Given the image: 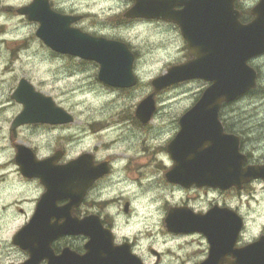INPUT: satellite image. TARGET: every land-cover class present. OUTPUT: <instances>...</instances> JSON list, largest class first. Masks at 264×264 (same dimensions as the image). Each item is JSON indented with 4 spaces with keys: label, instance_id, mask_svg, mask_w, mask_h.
<instances>
[{
    "label": "clouds",
    "instance_id": "1",
    "mask_svg": "<svg viewBox=\"0 0 264 264\" xmlns=\"http://www.w3.org/2000/svg\"><path fill=\"white\" fill-rule=\"evenodd\" d=\"M41 2L47 6L50 12H54L61 18L67 15L81 17L78 28L82 29V31L73 30V22L71 20L67 24L68 31L75 32L92 41L108 44L107 40L92 38L89 34L99 32L103 36L108 34L110 30L104 28L101 31L89 25L90 21L96 17L101 19L110 17L112 13L105 10L110 8L111 5L99 3L98 0H41ZM262 2L264 0H228L231 11L235 15L236 23L240 27H248L257 20L254 10ZM26 3L29 5L28 7L24 6V0H5L4 3L0 4V67L12 59V53L15 51L14 63L19 69L20 75L28 79H32L35 76L48 82L49 87L63 88L64 92L68 94L67 98L71 104V107L68 104H65L64 107L74 114L78 121L91 124L94 121H106L109 116L116 119L117 117L113 115L114 113H119L123 116L122 108L127 107V104L123 100L117 99L118 88L107 93L103 89L90 84L89 81H81L77 76H71L70 79L66 78L64 68L61 66L63 64L62 61L57 60L55 63L41 62L40 58L34 54L40 45V41L32 39V37L40 21L31 19L27 10L36 4L37 0H26ZM136 3L137 0H122L117 10H127L128 13L135 7ZM21 7H24L23 13L18 14L14 11ZM172 10L177 13L181 12L183 11V5H176ZM242 13H247L246 23L244 24L240 21ZM129 18L149 19L144 17ZM171 23L181 30L176 23ZM146 27L151 28L152 25L142 24L135 30L142 31ZM173 35L177 38L176 47L179 48L181 43L179 33L176 32ZM21 41H27V46H21ZM185 41L191 55V62H193L196 57L191 54L192 49L188 47L186 39ZM252 57L264 58V53ZM252 57L245 59L244 64L249 62ZM252 62L259 66L262 74L259 94L246 105L238 106L240 108L239 112L232 113L233 118L226 122L229 135H225V131L220 130L221 136L235 139V152L242 160L240 164L241 172H246L249 169H264V61L255 60ZM174 68L177 67L172 69ZM45 69H60L58 77L51 72L44 75ZM168 74L169 72H166L164 77H167ZM57 78L60 80L58 84L55 83ZM77 84L80 86L77 87ZM209 84L212 88L214 81L210 80ZM154 87L156 88V84ZM109 101H116V104L109 106L107 104ZM19 103L24 113L26 105L20 101ZM189 104L192 105L193 101H189ZM33 123V121L28 120L22 122L25 130H28ZM122 124L128 129L133 127L131 121L126 119L122 123H115L106 127L104 132L99 133V135L104 137V140L100 141L99 154L83 156L88 159L91 168L95 169L103 166L106 169L105 174L109 173V167H111L115 175L112 176L110 186L104 187L102 190L91 189L90 186L95 179L93 178L83 190V193L85 191L89 192L86 198L88 203H85L83 208H81L80 199V202L71 208L69 217L78 223L94 218L100 230L107 233L110 238L111 247L113 249L126 248L128 255L136 261V264H141V260H143V264H157V261H159V264H207L211 251L208 236L202 231L193 230L188 232L197 233L195 242H193V237L190 236L174 237V232L169 230L167 224L170 214L175 210H183L193 218L200 220L207 218L209 213L214 210L226 211L215 207L209 210V207L204 205L203 211L206 215L193 216L186 208L166 207L171 198V192L173 190L179 192L180 187L183 186L180 183L168 180V175L176 165V161L169 151V146L182 131L181 124L179 123L175 127L174 140L159 149V160H163L167 164V170L155 163L157 157L156 149H153V156L150 161H147L141 167H132V161L143 158L145 153L138 147L140 140L118 139L122 132L127 135V131L125 127H122ZM55 136L56 132H53L52 138L48 141V146L40 148L38 155L34 156L35 163H44L59 155V153L55 152L57 148ZM164 139H167V136ZM149 142L154 145L162 144L159 139H151ZM97 143V135L83 133L81 143H65L64 148L69 150L72 155H80L84 148L96 146ZM105 143H108L107 147L103 146ZM210 143L206 142L203 144L202 149H207ZM20 150L14 145L7 146L5 152L8 154L4 156L3 160H0V163L13 169L18 165L22 171L17 156ZM109 156H112L111 161L108 160ZM49 157L51 159H48ZM71 158L69 156V159ZM77 161L75 160L72 164ZM54 167L61 168L57 164V159L54 161ZM33 185L35 186V192L29 193L28 196L29 199L33 196L39 197L35 204L36 213L38 205L48 189L39 176L35 178ZM232 185L235 186L237 192H243V196H237V199H243L245 206L248 208L247 224L244 230L239 233V243L232 244V251L236 252L247 245H256L264 239V176H255L247 181L240 182L239 185L231 184L226 188ZM241 186L246 187L242 188ZM18 191L20 189L10 178L0 182V193L3 195L13 196ZM125 200L132 207L131 213L127 211V206L123 203ZM69 203V199H61L56 201L55 207L62 209ZM145 205L151 206L150 212H145L144 215H141L140 212L136 211L137 207ZM226 212L232 215L231 212ZM34 216H32L31 221L26 218L20 220V234L31 226ZM105 221L107 223H104ZM48 222L49 224L58 225L65 223L63 218L57 221L55 217L50 218ZM75 235L78 243L82 242L88 245L92 239L91 236L83 233ZM15 241L16 238L14 240H0V264H34L33 253L30 248L24 247ZM47 247L55 259L60 258L64 253L54 248L52 240L48 242ZM152 248L160 251L161 256L152 255L149 251ZM87 251L86 247H80L76 250L75 256L83 258L86 256ZM35 264H50V260L45 256L35 262ZM221 264H237V257L231 253H226L222 258Z\"/></svg>",
    "mask_w": 264,
    "mask_h": 264
},
{
    "label": "water",
    "instance_id": "2",
    "mask_svg": "<svg viewBox=\"0 0 264 264\" xmlns=\"http://www.w3.org/2000/svg\"><path fill=\"white\" fill-rule=\"evenodd\" d=\"M183 6V11L177 13L172 12L169 7L162 6L161 0H137L135 7L127 13L128 17L162 19L176 23L181 28L188 47L192 49L191 54L196 57L193 62L190 59L184 64L173 66L177 68H169L167 77L163 74L153 79L151 82L153 92L138 104L136 117L141 123H148L155 112L154 97L169 86L194 79L214 81L212 88L209 85L204 90L196 103L197 106L195 107V104L193 106L195 108L189 109L179 119L182 131L169 146L176 165L168 175V180L180 183L183 187L194 184L198 187L213 186L226 190L234 186L226 188L231 184L239 185L240 182L252 177L264 176V169L240 171L242 160L236 155L235 139L220 135L223 127L218 119L222 103L233 102L256 85V72L248 66V62L244 64V61L264 53V6L254 10L257 20L248 27H240L236 23L228 0L189 1L183 3ZM27 11L31 19L40 21L36 36L52 51L73 54L72 56L79 55L76 57L97 62L100 66L98 80L107 86L130 88L135 85L136 79L132 73L133 56L125 44L108 40V44L96 42L68 31L69 20L73 22L76 18L68 16L61 18L50 12L41 1H37ZM23 12L24 8L18 11ZM253 58L255 57L251 59ZM12 99L26 105L25 112L23 113L22 109L14 119L12 129L24 125L22 122L25 120L33 121V124L50 125L72 122L69 114L57 107L50 97L35 92L24 79L19 81ZM206 142H211L210 146L202 149ZM16 148L21 149L17 153L21 172L31 175L34 160L31 151L20 145ZM73 162L55 168L54 178L48 182L46 196L71 197V204L79 202L85 187L81 186L78 177L80 159L72 164ZM178 216L177 210L170 214L167 220L170 231L179 232L178 224L191 219L189 217L181 220ZM66 227L79 230L81 224L70 223ZM239 228L238 219L237 227L229 234L231 246L235 242ZM206 235L212 247L208 263L216 259L214 246L217 243L215 240L212 242L214 238L211 233ZM231 253L234 252L231 250ZM236 257L238 264H264V239L256 245H247L240 249Z\"/></svg>",
    "mask_w": 264,
    "mask_h": 264
},
{
    "label": "flooded vegetation",
    "instance_id": "3",
    "mask_svg": "<svg viewBox=\"0 0 264 264\" xmlns=\"http://www.w3.org/2000/svg\"><path fill=\"white\" fill-rule=\"evenodd\" d=\"M37 1H41V0H37ZM100 1L102 0H98V2ZM104 1L106 0H103V2ZM110 1H111L110 4L112 5L109 8V10L112 13V15L108 18H102V19L96 17L90 21V25H89L101 31L104 28H108L110 30L109 33L101 36L99 32H94L89 35L95 37H103L109 40H120V41L124 40L123 42H125V39L122 38L121 33L129 31L130 29H132V27L136 25L155 23V24H159L161 27L170 28L175 32H178L179 37L184 41V37L182 35L181 30H179L176 26H174L171 23L172 21L171 22L165 20L147 21V20L127 18L126 17L127 10H119V11L117 10L120 4L122 3V0H110ZM189 1H198V0H161V4L164 7H169L170 10L174 12L172 10L174 6L183 5V3H187ZM4 2L5 0H0V4ZM24 6L25 7L28 6L26 0H24ZM262 6H264V2H262L258 8ZM22 8L23 7L15 9L14 11L18 13V11ZM69 16H77V15H69ZM77 17H79V20L73 24L74 28H78V25L81 22V17L80 16ZM246 17H247V13H242L240 17V21L242 24L246 23ZM79 30L82 31V29ZM129 47L132 50L130 45ZM134 52L135 51L132 50V53L134 54L133 73L137 79L136 86L131 89H118V91H122V92L133 91L141 83L139 74L135 70L137 67L136 66L137 63L141 61L139 60L137 53ZM52 55L54 56V58L59 60H64V61L65 59L73 60L77 62L79 65H81V67L86 64L89 65L91 64L96 66V64L93 63L92 61L78 59L68 55H59L56 53H53ZM255 60L264 61V58L258 57ZM252 61L250 62V64L255 68L257 72V81L259 82L261 80L262 74L260 72L259 66L256 63H253ZM27 81L29 82V80ZM149 85L150 86L148 87L151 88L150 83ZM34 88L36 91H39L35 86ZM172 88L160 92L156 96V98L160 94ZM107 89L108 90L106 89L104 90L107 93H110L112 90H116L113 88H107ZM14 103L17 104L16 102ZM156 105H157V101H156ZM17 106L19 107L20 105L17 104ZM226 107L227 106L224 107L222 106L220 112L226 109ZM14 117L15 116L4 120L3 125L2 127H0V129L1 131L3 130L2 132H4L5 130V135L4 134L1 135V131H0V136H1L0 139L6 140L8 137L12 138V136L23 135V134L29 135L30 136L29 143L27 142L26 139H24V141H20L19 143L13 145L15 147L18 144L25 145L31 150L34 159V156L38 155L40 148L48 146V141L50 138H52V133L56 132L55 139L57 142V148L55 152L59 153V155L53 157L52 159L51 157H49L48 159L51 160L40 164L35 163L33 160V164H32L33 172L31 175L23 174L19 169L18 165H16L15 168L13 169L10 166H6L5 164L0 163V182H3L10 178L15 183V185L20 189V191H18L13 196H5L2 193H0V240H4V239L14 240L16 238L15 241L16 243L21 244L24 247L30 248V250L33 253L34 264L39 259L44 258L45 256L49 258L50 264H136V261L128 255L126 248L113 249L111 247L110 238L108 237L107 233L102 232L100 230L99 225L94 218L86 219L85 221L80 222L81 228L79 230L66 227L67 225H70V223H78L77 221L69 217V213L71 208L73 206H76L80 202V200L77 204H71L70 202L64 208L58 209L55 207L56 201L61 199H69L70 201L71 197H63V196L54 197V196L45 195L42 198L41 202L39 203L37 212L35 213V204L38 201L39 197L33 196L31 199H29L28 196L29 193L35 192V186L33 185V181L37 176L41 178L42 182L45 184V186L48 189V182L52 180V177L54 178L55 168H57L54 167V161L56 159H57V164L60 167L77 159H80V170L78 177L80 178V184L82 187H86L93 178L95 179L90 186L91 189L102 190L104 187L110 186V181L112 179V176L115 175V172L111 169V167H109V173L105 174L104 172L106 169L103 166L93 169L91 168L88 159L86 157H83L90 155L94 156L95 154H99V148L101 145L86 147L81 151L80 155H72V153L69 150L64 148V144L81 143L83 140V133H87L85 128L76 125L75 122H71L62 125L32 124V126L28 130H25V126H21L13 130L11 129L10 123L12 122ZM124 119L133 121L136 127L138 128V130L140 131V133H142L145 130V128L148 127L149 124V123L145 125L141 124L140 122H138L135 116L124 117ZM229 119L231 120L230 117H225L222 112V115L220 116V121L226 133H228V131H227V126L225 124ZM122 121L123 119H121L118 123H122ZM100 124H101L100 132H103L106 127H109L108 122L105 123L107 125L104 126L102 125V123ZM122 127H124L123 124ZM89 133L97 135V139L101 138L100 136H98L99 134L96 133L94 130ZM35 134L40 135V137L38 138L39 140L35 138ZM41 136L43 137V139H41ZM139 136L140 134H137V137ZM169 141L167 142V144L169 143ZM138 147L141 148V150L145 153V155L143 156V159H141V162L138 163L137 165L134 164V161H132V167L134 168L143 166L147 161H150L151 157L153 156V149L150 150L149 153H146L145 151L147 146L143 145L140 147L138 145ZM159 149H156L157 156H159ZM7 154L8 153L5 152V147H0V160H3L4 156ZM69 156H71L72 158L69 159ZM111 159L112 156H109L108 160L111 161ZM158 161L159 163L163 162V160H159V159ZM162 166L165 170H167L168 167L167 165L162 164ZM243 188H245V186ZM183 192H185L186 194L190 193V195L192 196L191 197L188 196L187 198L181 199L180 202H176L175 204L167 207L186 208L188 211L192 213L193 216L206 215V213L203 211L204 205H207L209 207V210L215 207L217 209L226 210L232 213V215H230L226 211L214 210L215 212L213 211L209 213L207 218H205L204 220H200L193 218L183 210H178V214H179L178 217H180L181 220L188 219L189 217H191V219L184 220L178 224L180 231L179 233L177 232L174 233V237L190 236L193 237V242H195V237L197 236V233L188 232V231L197 230V231H202L205 234L211 233L214 238L212 239V242H214L215 240L217 243L214 246L216 249V254H215L216 259L209 261L207 264H221L223 256L226 253H231L232 246H231V238L229 234L231 230H235V228L237 227L238 219L240 220V228L234 243L237 244L239 243V239H240L239 233H241L246 226L247 214L243 212L242 214L240 206L234 204L235 200H238L237 196H240L242 194V191L237 192L235 188H230L226 191H222L219 189H213L209 187L199 188L195 185H192L188 188H184L181 186L179 192L177 193H183ZM199 193H201L202 195H198ZM209 193L216 194L215 197L221 196V200L220 201L216 200L215 197H212L210 199L208 197ZM88 194L89 192L85 191L83 196L80 198L81 208H83L85 203H88L86 199ZM123 203L124 205L127 206V211L131 213L132 207L130 203L126 200L123 201ZM30 205L32 206L30 207ZM32 216H34V219L31 226L25 229L20 234V229H21L20 220L26 218L28 221H31ZM52 217H55L57 221L63 218L65 223L63 225L49 224L48 221ZM104 223L107 222L105 221ZM79 233H83L85 235H89L92 237L88 245L86 243L77 242V236L75 234H79ZM51 240L53 242L54 248H56L61 252H64L62 256L58 259L53 258L51 252L48 250L47 245L48 242H50ZM80 247H86L88 249L86 256L83 258H78L75 256L76 250ZM149 251L152 255L156 257L161 256V252H158L155 248H152ZM236 253L234 252L233 254L232 253L231 254L236 256ZM141 264H143V260H141ZM157 264H159V261H157ZM237 264H238V260H237Z\"/></svg>",
    "mask_w": 264,
    "mask_h": 264
},
{
    "label": "rangeland",
    "instance_id": "4",
    "mask_svg": "<svg viewBox=\"0 0 264 264\" xmlns=\"http://www.w3.org/2000/svg\"><path fill=\"white\" fill-rule=\"evenodd\" d=\"M99 3H106L112 5L110 4L111 3L110 0H106L104 2L102 0ZM105 11L110 12L109 8L106 9ZM104 18H108V17H104ZM150 25H152L151 28L146 27L142 31H136L135 29L139 26L136 25L132 27V29H130L129 31L121 33L122 38L125 39L126 42L132 47L133 51L137 53L138 58L141 61L137 63L136 65L137 67L135 69L136 72L139 74L141 83L133 91L130 92L118 91L117 99L123 100L127 104V107L122 108V112L124 113V115L121 116L119 113H114L113 115L117 118L113 119L112 116H109L106 121L100 122L102 123L103 126L107 125L105 124L107 122L109 123V126H111L115 123H118L121 119L125 120L124 117L134 116V111L137 104L152 92V89L148 87L150 86L149 85L150 80L156 77L158 74L161 75V73L164 72L167 67L171 65L184 63L189 59L188 51L185 47V42L180 37H179V40L181 42L180 47L179 48L176 47L177 38L176 36L173 35V33H176L174 30L166 27H161L159 24H155V23H151ZM32 39H37V38H35V35H33ZM27 43H28L27 41H21L20 45L26 47ZM34 54L40 58L41 62L47 61L48 63H55L57 60H59L54 58L51 51L48 48H46L41 42ZM15 56L16 53L15 51H13L12 59L9 60L4 66L0 67V127H2L4 120L16 116L21 111V106L18 107L17 104H15L14 101L11 99V94L13 93L14 89L17 86L18 81L21 78L29 80V82L33 86H35L39 91L43 92L48 96H51L56 102V104H58L64 110H66V108L64 107L65 104H68L69 107H71L70 100L67 98L68 94L64 92L63 88H57L55 86L49 87L48 82L40 80L38 77L35 76L32 79H28L27 77H22L20 75L19 69L15 66L14 63ZM60 61L63 62L61 66L64 68L66 78L70 79L71 76H77L80 78L81 81H89L90 84L95 85L100 89L108 90L106 86L102 85L101 83H98L96 80V73L98 68L97 66L86 64L81 67V65H79L77 62L73 60L65 59V61L64 60H60ZM59 71L60 69H45L43 74L46 75L49 72H51L54 75H57L58 77ZM59 82L60 80L59 78H57L55 83L58 84ZM260 83L261 80L258 82L259 87L257 91H255L253 94L244 96L238 101L228 105L226 109L222 111L223 115L225 117H230L232 119L233 118L232 113L240 111V108L238 106H244L252 99L258 96ZM204 84L205 83L201 81L187 82L184 84L177 85L172 89L167 90L164 93L160 94L156 98L157 101L156 113L152 118V121L148 124V127L145 128V130L142 133H140L135 123L131 121L133 127L131 129H128L124 125L127 131V135H125L122 132L120 137H118V139L140 140V144H139L140 147L143 145L147 146L145 151L146 153H149L150 150L152 149H159L161 147H164L167 144V142L174 137L175 127L177 126L179 117H181L188 109L192 107L196 97L201 92V89L205 87ZM79 86L80 85L77 84V87ZM189 101H193V104L190 105ZM107 104L109 106H112L116 104V101H109L107 102ZM66 111L70 113L68 110ZM70 114L74 117V122L76 123V125L85 128L87 133L93 130L98 134L102 133L100 132L101 124L99 122L96 123L92 122V124H88L82 121H78L74 114L72 113ZM225 125L227 126V124ZM2 131H1V135L2 134L5 135V130L4 132ZM137 134H140V136L137 137ZM17 136H12V138L8 137L6 140L0 139V147L6 148L7 146L17 144L20 141H24V139H26L28 143L30 142L29 135L23 134ZM98 136H100L101 138L97 139L99 143L97 145H100V141H103L104 137L102 135H98ZM165 136H167V139H164ZM39 137H40L39 134H35L36 139H38ZM41 139H43L42 136ZM151 139H159L162 141V144L160 145L151 144L149 142ZM108 143H105L103 146L107 147ZM141 159L133 160L134 164L137 165L138 163H140ZM158 159L159 156L156 157L157 162L155 161V163H158L161 166L162 164L167 165L164 161L162 163H159ZM198 195H202V194L199 193ZM188 196L191 197L192 195H190V193L186 194L185 192L177 193L175 191H172L171 198L169 200L168 205H166V207L173 205L176 202H180L181 199L187 198ZM215 196L216 194H210V193L208 194V197L210 199ZM240 196L241 197L243 196V192ZM215 198L216 200L219 201L221 200V196ZM234 204L240 206L241 213L243 212L247 214L248 208L245 206V202L243 201V199H241V201L235 200ZM136 211L140 212L141 215H144L145 212L151 211V206L150 205L139 206L137 207Z\"/></svg>",
    "mask_w": 264,
    "mask_h": 264
}]
</instances>
